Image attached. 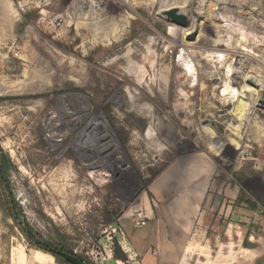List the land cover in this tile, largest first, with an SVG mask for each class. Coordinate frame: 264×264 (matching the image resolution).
I'll use <instances>...</instances> for the list:
<instances>
[{
  "label": "rangeland",
  "instance_id": "rangeland-1",
  "mask_svg": "<svg viewBox=\"0 0 264 264\" xmlns=\"http://www.w3.org/2000/svg\"><path fill=\"white\" fill-rule=\"evenodd\" d=\"M192 146L213 184L165 247L153 227L171 229L167 202L149 182ZM0 149L19 210L0 198V264H63L45 243L84 264H264L260 0H0ZM138 208L148 220L133 227Z\"/></svg>",
  "mask_w": 264,
  "mask_h": 264
},
{
  "label": "crops",
  "instance_id": "crops-1",
  "mask_svg": "<svg viewBox=\"0 0 264 264\" xmlns=\"http://www.w3.org/2000/svg\"><path fill=\"white\" fill-rule=\"evenodd\" d=\"M168 28L169 32L174 31V29H170L172 27ZM196 161H201L205 168L203 167V169H200L197 166L199 163H196ZM211 161L212 158L209 154L200 155L199 153H195L187 155L184 162L167 167L164 171L159 173L154 179V182L152 181L149 184V190L154 194V197L157 200L165 199L167 202L164 208H162L161 215L168 218L167 221L171 229L167 230L162 235L160 227L155 223V225L153 224L154 233L156 234H154V238H156V241H162L161 243H164V246L165 241L172 237H170V231L173 229L176 230L177 225L183 219H186L191 206H193L192 203L195 200H200L199 206H201L206 198L210 185L213 184V180L210 178L205 179L204 174L210 172V169L206 168V165L209 167V165L212 164ZM235 188V185L231 186V182L223 184L220 188V190L224 191V196L226 194V196L229 197L227 200L228 205L223 204V206H226V209L231 207V189ZM219 193L220 192H218V194ZM153 212L154 211L151 213ZM257 249L261 253L264 252V239L263 241H259Z\"/></svg>",
  "mask_w": 264,
  "mask_h": 264
},
{
  "label": "trees",
  "instance_id": "trees-1",
  "mask_svg": "<svg viewBox=\"0 0 264 264\" xmlns=\"http://www.w3.org/2000/svg\"><path fill=\"white\" fill-rule=\"evenodd\" d=\"M12 168V163L8 157V155L6 153H4L1 149H0V189L3 188V194L0 195V198H2V200L4 201V203H6V208L8 207L10 214L11 212H19V210H16V206L12 203L13 201V196H12V191H11V185H10V169ZM11 204V206L9 205ZM5 210V207H4ZM23 227H22V231L25 235H30V239L33 238L32 235V230L31 228L28 226V224L26 222H23ZM39 248H42L46 251H49L50 249L53 250L54 252H56V250H61L64 251V249L60 248H56L51 244L45 243V245L40 246ZM117 251L119 252V250L117 249ZM53 256L58 259L60 262H62L63 264H70L67 261H65L63 259V257H61L59 254L53 253ZM117 258H123L122 254H118L116 255ZM81 260V262H83V260L81 258H79Z\"/></svg>",
  "mask_w": 264,
  "mask_h": 264
},
{
  "label": "built area",
  "instance_id": "built-area-1",
  "mask_svg": "<svg viewBox=\"0 0 264 264\" xmlns=\"http://www.w3.org/2000/svg\"><path fill=\"white\" fill-rule=\"evenodd\" d=\"M15 1L17 7L20 10H24L30 7L35 8H44L50 0H13ZM123 4H128L130 0H119ZM260 9L264 12V0H260ZM53 20H51V23L59 24L58 21H60V15H55L52 17ZM181 51V49L179 50ZM148 220V217L146 216L145 212L141 209H135L130 214V222L133 227H142L146 225V222Z\"/></svg>",
  "mask_w": 264,
  "mask_h": 264
},
{
  "label": "water",
  "instance_id": "water-1",
  "mask_svg": "<svg viewBox=\"0 0 264 264\" xmlns=\"http://www.w3.org/2000/svg\"><path fill=\"white\" fill-rule=\"evenodd\" d=\"M164 16L171 24H174L177 27H187L188 25V16L182 11H180L177 7H171L166 9L164 11ZM48 252L51 255H53V253L59 254L61 257H63L65 261L70 264H84L77 256L70 254L66 251L54 252L50 249Z\"/></svg>",
  "mask_w": 264,
  "mask_h": 264
},
{
  "label": "bare ground",
  "instance_id": "bare-ground-1",
  "mask_svg": "<svg viewBox=\"0 0 264 264\" xmlns=\"http://www.w3.org/2000/svg\"><path fill=\"white\" fill-rule=\"evenodd\" d=\"M181 28H185V27H181ZM183 54H185V51L183 49H181V51L178 52L176 58H178V60H180L181 62H183L185 64L184 66H186V62H187V60H189V58L185 57V55H184V57H185V59H184L183 56H182ZM224 91L227 93V95H231L232 97H236L238 95V93L235 92V91H233L232 88H230L228 85L225 87Z\"/></svg>",
  "mask_w": 264,
  "mask_h": 264
},
{
  "label": "flooded vegetation",
  "instance_id": "flooded-vegetation-1",
  "mask_svg": "<svg viewBox=\"0 0 264 264\" xmlns=\"http://www.w3.org/2000/svg\"><path fill=\"white\" fill-rule=\"evenodd\" d=\"M196 152H197V151H195V147L192 146V147L189 148V150H188L186 153H187V155H192V154H195ZM152 181H153V179L149 182V184H150ZM26 236L29 237V238L31 237V236L28 235V234H27ZM31 239H33V238H31ZM57 251H61V250H56V252H57ZM64 251H65V250H64ZM56 254H57V253H56ZM70 254H71V253H70ZM78 258H79V257H78Z\"/></svg>",
  "mask_w": 264,
  "mask_h": 264
}]
</instances>
